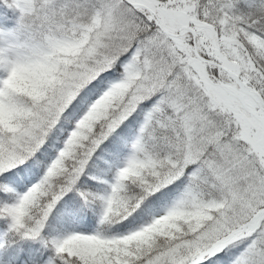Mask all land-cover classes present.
I'll list each match as a JSON object with an SVG mask.
<instances>
[{
	"label": "trees",
	"instance_id": "16d2710c",
	"mask_svg": "<svg viewBox=\"0 0 264 264\" xmlns=\"http://www.w3.org/2000/svg\"><path fill=\"white\" fill-rule=\"evenodd\" d=\"M133 1L146 5L154 11L155 17L146 9L122 4L124 10L119 11L121 18L115 35L103 38L107 49L113 50V61L99 69V73L81 87L60 112L50 113L55 117L50 129L26 159L0 171V258L8 264H87L82 258L53 246L51 241L68 228L106 238L124 235L150 223L153 216L177 196L191 191L197 201L219 200L223 207L212 210L210 217L198 226L185 228L179 236H155L146 257L129 264H150L152 261L172 264L168 260L170 254L177 257L176 264H264L260 260V255H264V242L256 248L249 245L264 229V114L255 115L246 103L232 105L231 98L216 95L204 88L191 73L182 72L180 69L186 68L188 63L205 65L212 72L215 88L229 89L239 98L253 101L252 97L232 86V78L224 70L194 56L189 31L175 38L155 23L157 18L164 30L173 33L181 26L193 28L187 14L192 11L196 20L211 28L214 38L219 39L221 30H225L227 34L221 35L222 40L243 45L250 65L264 83V53L250 40L252 33L264 37V0H230L229 7H222L219 0H198L199 3L196 0ZM102 6L97 0H33L31 9L24 11L14 0H0V26L12 32L20 54H35L34 49L41 48L42 44H48L55 52L47 66L36 68L40 75L37 81L41 84L53 75L44 95L35 97L32 87L18 80L13 89L6 86L10 95V106L6 108L12 112L5 114L0 108V152L7 149V133L23 128L28 113L39 103L46 109L49 98L60 92L70 72L85 60L86 49L102 30ZM89 26L93 28L87 33ZM193 30L200 55L227 66L222 57L210 49L206 39L209 32L203 31L205 35H201L198 29ZM57 37H63L74 46L67 51L55 49L49 40ZM2 38L0 33V41ZM133 47L137 49L139 65L145 58L151 62L149 70L142 67L139 80L147 73L152 76L158 73L151 84L157 85L154 94L140 101L108 130L109 120L119 117L126 104V100L115 102L70 154L61 157L60 167L52 172L47 170L51 156L88 104L110 80L122 75ZM217 72L225 77L218 76ZM4 73L5 67L0 64V84ZM168 89L183 93L178 112H172L165 99ZM148 100L159 102L164 114L158 119H150L142 132V141L133 145L131 134L138 129ZM193 106L204 118L202 122L195 121L197 129L190 140L181 117L184 110ZM253 127L259 130L257 153L248 150L245 141L246 129ZM192 146L196 149V160L187 162L185 153ZM128 150L153 157L158 172L146 179L128 176L121 191L124 208L113 217L103 218L98 195L104 193L110 179L117 176L119 164L124 162ZM184 161L186 167L180 170ZM193 164L199 165L201 177L189 175ZM222 172L225 173L224 180L220 175ZM34 181L45 185L38 204L28 209L13 206L10 199ZM231 192L237 196L233 204H229ZM217 220L222 222L221 233L215 238L211 234L204 239L210 228H215L214 221ZM33 230H39L41 241L27 237Z\"/></svg>",
	"mask_w": 264,
	"mask_h": 264
},
{
	"label": "rangeland",
	"instance_id": "374dc122",
	"mask_svg": "<svg viewBox=\"0 0 264 264\" xmlns=\"http://www.w3.org/2000/svg\"><path fill=\"white\" fill-rule=\"evenodd\" d=\"M17 7L20 10H29L33 5V0H14ZM100 5L104 7L103 20L101 19L100 34L86 49V58L80 64V66L69 74V77L65 79L62 89L56 95H52L46 102V109L41 108L43 103H39L37 107L32 108L28 113L27 124L22 128L20 127L16 132L7 133V149L0 155V171L8 169L11 166H16L29 156L35 148H37L43 141L44 136L50 129V123L54 121L55 117L50 116V113L60 112L74 97V94L81 89L87 82H89L96 74L99 73V69L104 66H108L113 60V50L107 49L103 42V38H111L116 33V26L120 23L119 11L124 7V0H97ZM222 7H229L232 3L230 0H219ZM198 0H196V3ZM191 6H192V2ZM195 3V4H196ZM199 3V2H198ZM194 6V5H193ZM192 10V9H191ZM191 18V24L193 28L198 29L201 35L204 32H209L206 36L209 41L210 49L217 56H221L225 64L233 68L238 76H240L244 85L253 91H256L260 97L264 100V83L261 75L257 70L249 63V56L246 53V49L243 45L235 42H227L222 40L221 35H226L225 30H221L219 39L214 38V34L211 32V28H206L198 19L196 20L195 14L190 11L187 13ZM93 26L87 27V33L91 31ZM2 29V41H0V63L5 67L4 77L0 84V108L9 114L11 109L6 108L9 104V93L7 85L12 89L15 80L26 83L32 87V93L35 97H41L46 93V88L50 83L53 75L41 84L37 81V77H40L36 72L38 66H47V62L53 59L55 52H53L48 44L41 45V48H35L34 53H22L17 48L14 42L12 32L6 30L5 26H0ZM251 42L262 50L264 53V37L257 33L250 35ZM50 44L55 48L62 51H67L72 48L74 44L67 41L63 37L52 38L49 40ZM131 54L126 58V63L123 68L121 76L114 77L110 80L101 92L98 93L95 99L92 100L85 108L82 115L76 120L71 129L68 130L64 142L57 148V152L51 156L50 162L46 169L51 171L60 167L61 157L63 155L70 154L73 147L79 142L80 139L87 135V131L93 129L95 122L101 121L105 117V110L110 106H113L115 102L126 100L125 106L119 113L120 116L109 120L107 126L108 130L113 128L116 122L128 115L132 110L136 108V105L143 100H146L154 94L153 89L157 86L152 84L153 77L158 74L154 73L146 74L145 78L139 80L142 67L146 70L151 68V62L145 58V61L139 65L140 59L137 56V49L132 48ZM187 68V70H186ZM186 68L180 69L182 72L191 73L192 77L201 81L204 88L212 90L218 96H227L231 98V104L236 102L246 103L249 108L255 113V115H263L264 108L258 101H250L247 98H239V96L229 89L215 88L214 77L211 70L205 65L196 64L192 65L188 63ZM144 69V70H145ZM36 72V74H35ZM218 76H221L220 72H217ZM225 77V75H223ZM175 78V76H174ZM235 85L234 81L232 85ZM235 87V86H234ZM238 89V88H237ZM176 91V92H175ZM128 92L130 95L128 96ZM128 96V98H127ZM183 93H178V90L171 91L168 89V93L165 95L166 101L169 103V107L172 112H178L181 108V102ZM149 101V100H148ZM147 101V102H148ZM10 106V105H9ZM184 115L181 117L184 123V129L189 139L191 140L192 132L197 129L195 121L203 120L204 116L197 110L196 106L189 107L184 110ZM170 112V115L173 113ZM172 113V114H171ZM164 110L161 104L156 101H149L147 110L142 120H140L138 129L132 133L130 142L136 144L143 139L142 132L150 119H158L163 116ZM173 116V115H172ZM107 130V132H108ZM258 129L251 130L246 129L245 141H247L248 150L257 153L256 148L259 145L257 141ZM188 141L190 142V140ZM191 146V145H190ZM195 147H189L186 151L185 161L193 162L196 160ZM124 162L119 164V173L116 177L110 179L109 187L107 190L98 195V200L102 207V217L108 218L119 214V211L124 208L125 201L121 191L124 187V183L128 176H135L141 179H146L150 174L158 172L157 163L153 157L143 156L140 153L131 152L128 150L124 154ZM185 161L180 166V170L184 169ZM175 162V161H173ZM172 162V163H173ZM254 164L256 159L253 158ZM176 164V162H175ZM201 169L199 165L193 164L190 169V176L201 177ZM224 180L225 173H220ZM44 183L40 181L31 182V185L16 196L10 199V203L19 209H28L32 205H37L40 201V196L44 191ZM237 196L233 192L230 193L229 204L235 203ZM223 207L222 202L216 201H197L194 198V194L191 191H187L183 195L177 196L173 202L162 208V211L157 212L150 223L145 224L142 228L131 230V232L117 237H103L95 233H84L77 228L67 229L62 234L55 236L51 241L53 246L68 252L69 254L82 258L87 264H129L132 261L142 260L146 257L148 249L151 248L152 241L157 235H170L179 236V233L185 230V228H193L198 226L206 217H210L211 211L217 208ZM182 222V223H180ZM222 222L219 220L214 221L215 228H210V233L204 235V239H207L211 234L215 237L222 231ZM39 230L29 231L27 237L32 241H41L39 238ZM213 238V239H214ZM212 239V240H213ZM263 240V241H262ZM264 242V229L261 232V236L253 238L249 245H253L254 248L259 243ZM168 260L172 264L178 263L177 257L174 254L168 256ZM260 260L264 263V255H260ZM150 264H156L155 261L149 262ZM0 264H7L0 260Z\"/></svg>",
	"mask_w": 264,
	"mask_h": 264
},
{
	"label": "water",
	"instance_id": "95a60500",
	"mask_svg": "<svg viewBox=\"0 0 264 264\" xmlns=\"http://www.w3.org/2000/svg\"><path fill=\"white\" fill-rule=\"evenodd\" d=\"M125 2L127 3V4H129V5H132L133 7H135V8H145V5H140V4H137V3H134V2H132V0H125ZM158 11H159V9H158ZM152 14V13H151ZM157 24L159 25V23L157 22ZM191 30L190 28H188V27H182V30H181V32L180 33H182V31L183 30ZM192 32V31H191ZM192 35H193V46H194V49H193V52H194V54H195V56H197V57H200L201 58V60L202 61H204V62H213V61H209V60H207V59H205L204 57H202V56H200L199 54H198V52H197V46H196V44H195V39H196V35L192 32ZM214 63V62H213ZM214 64H216V66H218L219 68H221L222 66H220L219 64H217V63H214ZM225 69V68H224ZM230 73V75L232 76V77H234V79H235V83L237 84V87H239V90L241 91V92H245V93H247L248 95H250L251 97H254V98H259V96H258V94L256 93V92H253V91H251V90H249L247 87H245L244 86V84L242 83V81H241V79H240V77L239 76H237L234 72H229ZM261 102H262V104H263V106H264V101L263 100H261Z\"/></svg>",
	"mask_w": 264,
	"mask_h": 264
}]
</instances>
